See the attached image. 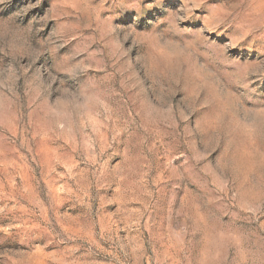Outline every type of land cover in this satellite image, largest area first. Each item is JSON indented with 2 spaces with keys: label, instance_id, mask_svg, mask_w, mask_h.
Instances as JSON below:
<instances>
[{
  "label": "rangeland",
  "instance_id": "1",
  "mask_svg": "<svg viewBox=\"0 0 264 264\" xmlns=\"http://www.w3.org/2000/svg\"><path fill=\"white\" fill-rule=\"evenodd\" d=\"M0 264H264V0H0Z\"/></svg>",
  "mask_w": 264,
  "mask_h": 264
}]
</instances>
